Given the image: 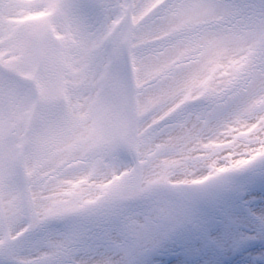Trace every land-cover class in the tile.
Masks as SVG:
<instances>
[{
	"label": "rangeland",
	"instance_id": "374dc122",
	"mask_svg": "<svg viewBox=\"0 0 264 264\" xmlns=\"http://www.w3.org/2000/svg\"><path fill=\"white\" fill-rule=\"evenodd\" d=\"M209 1L92 0V9L74 15L56 11L4 18L9 20L0 27V204L5 193L12 194V204H35L36 190L45 194L59 182L68 193L79 188L87 203H75L78 209L72 210L71 206L64 211L52 208L57 210L52 223L33 216V221L38 219L35 230L11 244L16 252L27 244L19 263L78 264L102 260L111 249L108 260L113 264H189L183 254L187 255L188 244L203 237L199 223L180 218V231L150 241L145 240V228L161 229L185 204H201L191 202L197 191L209 189L202 200L208 201L213 190L237 177L238 192L231 199L244 214L236 229L241 236L239 242L227 241L225 248L230 257L241 251L248 255L234 263L223 257V264H248L244 259L252 257L255 264H264V214L258 217L244 209L264 204V22L260 20L264 0L240 1L243 7L232 16L215 0L207 17L204 5ZM50 3L39 1L42 7ZM232 31L240 36L249 32L251 43L224 61H231L232 67L225 83L220 72L223 60L214 58L218 45L206 49L205 42H215L218 35L222 39L221 32L229 39ZM154 62L160 67L152 71ZM207 64L211 67L204 73ZM117 66L127 88L114 99L109 82ZM189 72H200L196 81L187 77ZM238 80L244 84L230 95ZM169 82L173 97L163 100L159 90L154 106L143 104L152 90ZM226 92L227 100H240L238 108L216 113L213 106ZM113 106L116 117L109 118ZM114 130L117 134L108 137ZM98 134L103 138L98 140ZM87 139L94 143L85 145ZM232 144L237 147L234 154ZM209 157H222L216 175L192 161L201 158L207 163ZM156 158L180 164L187 171L177 175L182 178L187 173V182L161 190L144 185L140 198L94 211L101 202L110 201L118 183L128 185L127 195H132L131 185L143 163ZM230 162L233 171L227 168ZM250 173L252 181L242 182L241 177ZM85 185L93 195L83 189ZM184 191L186 203L180 197ZM101 192L109 195L100 196ZM117 211L128 213L123 221L114 216ZM233 211L224 209L220 220ZM16 224L17 230L27 228L25 223ZM210 224L215 232L219 230L215 221ZM52 226L70 228L73 235L67 243L54 245L55 254L49 257L36 247L41 241L38 234L51 232ZM114 233L121 237L113 239ZM145 241L147 245L140 246ZM117 244L136 250L127 256L128 252L117 251ZM197 262L212 264L199 257Z\"/></svg>",
	"mask_w": 264,
	"mask_h": 264
},
{
	"label": "bare ground",
	"instance_id": "6f19581e",
	"mask_svg": "<svg viewBox=\"0 0 264 264\" xmlns=\"http://www.w3.org/2000/svg\"><path fill=\"white\" fill-rule=\"evenodd\" d=\"M40 0H0V27L4 26L6 23L4 18H16V17H28L31 15H46L50 13H54L56 11H59V13L64 15H74L77 13H82L84 11L92 9V0H79L75 3V0H68L69 4L65 3V5H62L60 3L56 2L55 0H49L51 1L50 4H45L43 7L39 4ZM66 1V0H65ZM215 0L209 1L206 5H204V9L206 11L207 17L209 16L210 12H212V5ZM220 1L225 7L222 5L223 12L227 11L229 12L230 16H232L236 11L241 9L243 7V4H241L240 1H245V3L248 0H218ZM224 7V8H223ZM221 13V12H220ZM262 19V22H264V13L261 15L260 20ZM14 21V20H13ZM9 25V24H8ZM13 25V24H12ZM262 31V29H261ZM225 32H221L222 39L216 40L213 43H210L209 40L205 42L206 49H209L211 45H218L217 48H215L214 51H217L214 58H216V61L220 58H222L223 62L221 63V75L224 77L225 83H227L228 80V69L231 67V61H227V64H224V61L227 59L233 58L241 49L244 51L246 47H248L251 43V34L245 33L244 35H238L237 32L232 31L230 34V38L227 39L224 37ZM227 39V40H226ZM219 40H222V42H219ZM241 50V51H242ZM229 66V67H228ZM151 70L154 71L160 67L159 64L156 62L152 63L150 65ZM210 64L205 65L204 73L208 72L210 69ZM202 68V69H203ZM238 69H236L237 71ZM191 74L187 75L189 79H192L193 82L196 81L197 76L200 72H189ZM252 76L250 77V79ZM227 79V80H226ZM244 80V79H242ZM259 79H255L254 81H257ZM126 81V79L124 80ZM244 82V81H243ZM241 80L234 81V83L231 85V88L229 90L230 95L235 94L237 90L240 89V85H243ZM109 84H111L109 82ZM116 82L110 87V91H114V86ZM224 85V84H222ZM259 85V82H256L254 85L255 88ZM171 83H167L166 85H162L161 87H158L157 90H152L145 100H142L144 103H149L148 105L154 106L156 103V98L158 94L160 93L159 90L162 91L161 96L162 99L165 100L167 98L173 97L175 92L171 90ZM187 96V94H185ZM228 92H226L225 97H223V100L220 101L218 104L213 106V109H216V113H218L223 108H238V103L240 100L237 97L229 99ZM236 98V99H235ZM172 104V102L170 103ZM169 104V105H170ZM116 105V104H115ZM215 111V110H214ZM213 111V113H214ZM116 114L115 111H112L110 113L109 118H115ZM115 135L117 134L116 131L113 132ZM113 133L108 135L109 137H113ZM79 137V136H78ZM82 136H80L81 138ZM118 137V136H116ZM75 137L71 139V142H75ZM93 140V139H92ZM87 143L85 145H89L94 143L93 141H89L87 139ZM81 143V141H78ZM84 144V143H83ZM238 146V145H237ZM155 147V146H154ZM157 147V146H156ZM237 150V147H235L233 144L231 145L230 152L234 154ZM209 159L208 162H203L201 158H195L192 161L198 163L197 165L206 167L203 171L207 170L211 173L217 172L215 170V166L218 164L219 159L221 160L222 157H218L217 159H214L213 157L207 158ZM230 159V158H229ZM167 160V159H166ZM223 161H227V158H225ZM232 162V161H231ZM231 162L227 164V168L230 171L234 170V165L231 166ZM206 163V164H205ZM237 166V164H236ZM11 168V166H9ZM212 168V170H208ZM171 169V172H174V174H171L169 170ZM181 171H187L184 168H180V164L172 165L170 163L165 162L164 160L160 158L151 159L150 161H146L143 163L142 168L139 172V174L135 177V182L131 185L135 192L132 193V195H127V188L128 185L123 186L119 183L118 189L116 193L112 194V196L109 198L110 201H103L101 202L99 206H97L95 210L101 209L105 205L108 204H124L126 202H129L134 199L140 198L141 195V188L144 185H156L158 188H155L156 190H161V188L167 187V185H176L180 183L187 182V173L183 175L182 178L178 177V173ZM254 174H248L247 176L241 177V181L245 182L246 184H249L248 182H251L253 179ZM86 176V175H85ZM87 176H89L87 174ZM235 176V174H234ZM100 178H103V176H100ZM181 179V180H180ZM62 186H65L63 182L55 183L52 185L50 191L46 192L45 194L40 193L41 189L36 190L35 194V204H19L17 202L16 204L10 203V200L13 199V196L11 193H5L2 197V202L0 204V264H18L20 258V255L27 253V244L23 243L18 251L16 252L17 248L12 244L13 241H16L17 239H20L22 236L27 235L30 231L35 230L36 224L38 223V219L36 221H33V216L42 217L41 223L46 222H54L55 217L57 214V210L64 211L66 207H72V209H78L76 207H73L75 203L77 204H87L83 202V196L82 191L76 190L71 193H68L65 189L61 190ZM123 186V187H122ZM179 186V185H177ZM93 188V186H92ZM98 187H95L96 189ZM239 188V181L237 177H234L233 181H227L224 182L222 185H220L215 191L213 190V197L209 199L208 201H202L205 197V194L208 193L207 190H199L197 191V195L200 194L198 198H195V196H192L191 202L193 200L201 201V204H191L192 206H189V204H185L187 202V191H184L185 193L182 195L180 194V197H183L184 204L183 211L181 213H176L175 219L171 218L168 222L165 223V225L161 229H151V228H145L144 235L145 240L154 239H161L166 237L168 233L174 234L177 231H180L183 221L180 222V218H184L185 220L189 219L192 222H197L199 225L202 226V234L203 237L198 242H191L187 245V255L183 254V256H187V259H189V264H197V257H199L201 260H208L212 264H223L226 263L222 258L225 257L229 263H234L235 261H239L244 256L247 257L248 253L246 252H240L239 256L230 257L227 254V247L225 248V244L227 241H240V234L236 233V229L241 227L242 225V218L243 215L239 209L235 207V204L233 203L231 197H233L234 194L238 192ZM86 191L90 193L89 185H85L84 188ZM99 190H102V188H98ZM180 190V189H179ZM62 191V192H61ZM61 192V193H60ZM66 192V193H65ZM93 195V193H90ZM109 195L108 192H101L100 196ZM87 195L86 197H88ZM93 197V196H92ZM43 198V200H41ZM51 201L56 202V204H52ZM224 202H230V204H220ZM204 203V204H203ZM225 206V207H223ZM26 207V208H23ZM264 207V204H263ZM263 207H256L254 210L248 211V208L245 207L244 209L248 213H254V216L262 217L264 214ZM23 208V209H21ZM32 208V209H31ZM57 209V210H51V209ZM142 208V207H141ZM231 208L233 209V214H226V220L222 221L220 220L219 215L224 211V209ZM38 213V214H37ZM127 212H121L117 211V213L114 214L115 217H119L124 220V218L127 216ZM177 216H180L177 219ZM50 217V219H48ZM71 217V216H69ZM58 220V219H57ZM25 223L27 224V228L25 229H15V226H17L16 222ZM215 221L217 223V226L219 230L215 232L214 227H211L210 222ZM245 222L249 223V219L244 220ZM264 221V219H263ZM40 222V221H39ZM243 222V223H245ZM26 226V225H22ZM210 226V228H208ZM59 227H52L50 228V231L53 232H47V231H41L38 234V237L40 238L39 245L36 247V249L39 252H43L44 254H47V256L52 257V253L56 251L54 245H63L67 243V241L72 239V231L70 228H66L65 231L59 230ZM228 229L231 230V232H228ZM152 231V232H151ZM200 231V229H199ZM50 233V234H48ZM113 239H117L118 237H121V234L116 235L114 233L111 235ZM147 241L141 242L140 246H146ZM118 245V246H117ZM116 245V249L118 251V248L120 249V253L128 252L129 256L133 253L136 249H127L125 246H122L120 244ZM106 251V250H105ZM111 249H107L108 254H105V258L101 260V258H97L94 261L91 262H78V264H102L105 260L112 262L111 259L108 260L109 256H113L111 254ZM119 252V251H118ZM55 254V253H53ZM41 255L37 254L36 256ZM57 255V254H56ZM224 255V256H222ZM222 256V257H221ZM228 256V257H226ZM232 259V261H231ZM231 261V262H230ZM244 261L248 264H255V259L252 257L250 259H244ZM114 261L111 263L113 264ZM19 264H22L21 262Z\"/></svg>",
	"mask_w": 264,
	"mask_h": 264
}]
</instances>
